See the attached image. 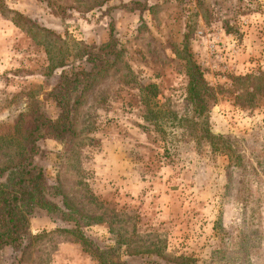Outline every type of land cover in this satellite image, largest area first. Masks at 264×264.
I'll return each instance as SVG.
<instances>
[{"label":"rangeland","instance_id":"1","mask_svg":"<svg viewBox=\"0 0 264 264\" xmlns=\"http://www.w3.org/2000/svg\"><path fill=\"white\" fill-rule=\"evenodd\" d=\"M109 26L119 57L74 106L72 135L37 142L70 219L30 218L0 264H264V0H0V168L19 159L28 114L56 117L47 93L77 69L73 44ZM183 36L225 154L144 119L146 84L190 118Z\"/></svg>","mask_w":264,"mask_h":264},{"label":"trees","instance_id":"2","mask_svg":"<svg viewBox=\"0 0 264 264\" xmlns=\"http://www.w3.org/2000/svg\"><path fill=\"white\" fill-rule=\"evenodd\" d=\"M140 6V3L132 1L120 5L119 8L129 12ZM225 31L229 32L226 27ZM186 40V36H183L181 45L185 61V99L190 118L174 115L156 100L157 87L154 84H146L139 87L140 102L145 109L144 119L153 124L157 133L165 135L166 129L171 131L182 128L181 136L187 132L196 146H207V153L225 154L226 150L230 152L229 143L215 135L209 123V106L215 100V95L187 54ZM73 47L72 59L78 62L77 69L60 73L47 93V98L57 109L56 117L48 119L37 114L35 110L28 114V120L22 122L25 130L18 135L21 139L19 159L9 167L0 168V250L17 247L27 233L29 219L39 213H44L47 217L56 216L64 221L70 219L51 195L49 196L44 169L37 161L41 156L37 142L46 137L62 141L72 135L74 106L82 101L84 93L110 70L119 57L118 43L112 26H109L105 42L97 45L77 42ZM248 78L246 76L243 79Z\"/></svg>","mask_w":264,"mask_h":264}]
</instances>
